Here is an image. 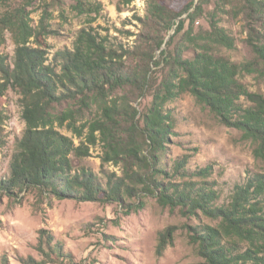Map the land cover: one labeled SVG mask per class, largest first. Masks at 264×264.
<instances>
[{"label": "trees", "instance_id": "1", "mask_svg": "<svg viewBox=\"0 0 264 264\" xmlns=\"http://www.w3.org/2000/svg\"><path fill=\"white\" fill-rule=\"evenodd\" d=\"M32 1L9 10L7 0H0V38L5 31L12 32L16 44L12 59L0 53V97L9 87L18 89L26 122L9 164L10 175L0 179V198L30 189L42 196L77 202L123 204L127 198L155 197L162 207L211 221L193 227L190 235L206 264H264V94L251 91L240 80L243 73L264 78V31L250 32L251 61L232 62L212 52L213 45L234 47V40L214 21L210 32L193 37L201 11L198 7L190 14L189 28L173 54L165 57L166 52H162L168 71L153 91L150 108L141 114L128 97L119 101L112 96L126 88L143 95L153 87L152 65L162 63L155 60L156 53L182 14L153 0L143 21L146 34L132 51L118 53L82 30L73 49L58 51L50 58L49 46L40 39L42 32L32 27L31 13L26 10ZM245 3L251 13L264 15V3ZM183 27L181 21L175 33L180 34ZM33 38L41 40L38 46L32 44ZM173 39L171 36L167 46ZM188 52L191 55L186 57ZM126 56L141 58L139 67L128 64ZM185 93L214 112L221 124L240 131L252 143L256 162L263 165L260 171L249 172L244 184L233 188L226 203H220V192L207 181L211 175L208 168L186 171L187 161L181 160L175 162L173 173L184 181L164 180L170 173L162 165V156L174 134L165 106ZM78 99L81 107L98 105L100 118L79 127L76 111L54 113L56 106ZM64 126L80 141L88 128L87 142H103V162L123 163V175L104 172L103 183L93 171L75 169L72 157L84 158L89 149L84 141L77 146L73 138L64 135L59 130ZM7 140L0 125V154ZM173 234L174 228L161 233L158 255L172 244ZM38 246L48 260L42 264L61 262L68 256L51 231L39 232Z\"/></svg>", "mask_w": 264, "mask_h": 264}, {"label": "rangeland", "instance_id": "2", "mask_svg": "<svg viewBox=\"0 0 264 264\" xmlns=\"http://www.w3.org/2000/svg\"><path fill=\"white\" fill-rule=\"evenodd\" d=\"M27 1L7 0V7L13 10L24 6ZM152 1L33 0L26 10L31 13L32 27L42 32L43 37L40 39L49 46L52 58L58 51L73 49L82 30L118 53L123 49L132 51L146 34L143 21L149 16ZM160 1L182 16L166 36L161 50L156 53L155 60L162 63L158 67L152 65L153 87L148 88L143 95L126 88L117 90L112 96L119 101L128 97L132 107L141 114L150 108L153 91L159 87L168 71L163 59L173 54L175 45L183 39V33L189 28L190 14L198 7H201V11L194 24L193 37L210 32L214 21L234 40V47L228 49L213 45L212 52L232 62L243 64L251 61L254 55L248 43L250 32L254 29L259 33L264 31V15L258 17L251 13L245 0ZM259 1L264 3V0ZM2 10L0 7V12ZM181 21L184 27L177 35L176 28ZM171 36L174 39L167 46ZM14 39V34L9 31H5L0 38V53L10 59L16 50ZM39 41L33 38L32 44L38 46ZM162 52H166L165 57ZM190 55L188 52L186 57ZM124 59L132 67L138 68L141 64V58L126 56ZM240 80L251 91L264 94V78L243 73ZM22 99L19 90L13 87H9L0 97V125L8 137L7 145L0 154V179L9 177L12 155L26 128ZM98 108L95 104L81 107L78 99L56 106L54 113L68 109L76 111L77 125L80 127L100 118ZM165 111L174 124V134L168 140L166 152L162 156V165L170 173L165 181H184L182 176L173 173V168L175 162L186 160V171L210 169L211 175L207 181L220 192V203H226L233 188L246 182L249 172L263 168L253 156L252 143L240 131L221 124L215 113L199 103L192 94L185 93L168 102ZM59 130L73 138L77 146H81L80 142L84 141V146L89 149L88 156L84 158L72 157L75 169L91 170L103 183L106 182L104 172L123 175V163L103 162V142L98 140L95 145L87 142L88 128L81 141L66 126ZM169 177L172 180H168ZM200 224H211V221L202 215L195 218L184 215L179 209L162 207L155 197L127 198L123 204L77 202L42 196L30 189L15 196L0 198V264L5 261L7 264H42L48 261L39 251L41 230L51 231L68 255L61 262L45 264H206L190 238L193 227ZM169 228H174L172 244L158 255L159 237Z\"/></svg>", "mask_w": 264, "mask_h": 264}]
</instances>
